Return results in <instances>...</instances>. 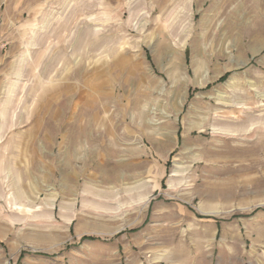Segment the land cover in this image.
<instances>
[{
  "label": "rangeland",
  "instance_id": "obj_1",
  "mask_svg": "<svg viewBox=\"0 0 264 264\" xmlns=\"http://www.w3.org/2000/svg\"><path fill=\"white\" fill-rule=\"evenodd\" d=\"M0 264H264V0H0Z\"/></svg>",
  "mask_w": 264,
  "mask_h": 264
},
{
  "label": "trees",
  "instance_id": "obj_2",
  "mask_svg": "<svg viewBox=\"0 0 264 264\" xmlns=\"http://www.w3.org/2000/svg\"><path fill=\"white\" fill-rule=\"evenodd\" d=\"M227 76H228V74L223 76L221 79H225ZM82 239H101V237L94 236V235H85V236H83Z\"/></svg>",
  "mask_w": 264,
  "mask_h": 264
},
{
  "label": "crops",
  "instance_id": "obj_3",
  "mask_svg": "<svg viewBox=\"0 0 264 264\" xmlns=\"http://www.w3.org/2000/svg\"><path fill=\"white\" fill-rule=\"evenodd\" d=\"M25 47H26V45H25ZM26 159V158H25ZM25 159H24V161H25ZM26 163H27V161H26Z\"/></svg>",
  "mask_w": 264,
  "mask_h": 264
},
{
  "label": "bare ground",
  "instance_id": "obj_4",
  "mask_svg": "<svg viewBox=\"0 0 264 264\" xmlns=\"http://www.w3.org/2000/svg\"><path fill=\"white\" fill-rule=\"evenodd\" d=\"M26 184V183H25ZM24 185V184H23Z\"/></svg>",
  "mask_w": 264,
  "mask_h": 264
}]
</instances>
